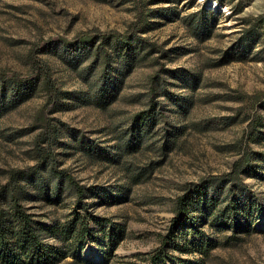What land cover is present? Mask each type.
Returning a JSON list of instances; mask_svg holds the SVG:
<instances>
[{"label": "rangeland", "instance_id": "obj_1", "mask_svg": "<svg viewBox=\"0 0 264 264\" xmlns=\"http://www.w3.org/2000/svg\"><path fill=\"white\" fill-rule=\"evenodd\" d=\"M132 35L145 48L126 71L112 61L109 42ZM89 37L92 63L77 55ZM104 57L111 87L97 100ZM0 75L36 81L31 97L11 106L3 99L0 188L15 171L35 172L39 151L85 188L86 205L76 209L70 184L48 170L30 185L20 181L19 203L45 241L66 253L57 264H264V177L254 173L236 177L254 200L241 233L201 221L172 229L176 199L188 188L226 176L244 158L264 173V0H0ZM151 105L157 123L134 151L117 150L120 132ZM174 131L169 149L162 142ZM87 144L115 159L89 154ZM75 211L88 221L89 238L51 237L48 229L68 227ZM193 239L208 242L203 254L169 243Z\"/></svg>", "mask_w": 264, "mask_h": 264}, {"label": "trees", "instance_id": "obj_2", "mask_svg": "<svg viewBox=\"0 0 264 264\" xmlns=\"http://www.w3.org/2000/svg\"><path fill=\"white\" fill-rule=\"evenodd\" d=\"M202 13L204 12L202 11ZM196 28L200 32L206 30L203 18L199 19ZM104 39L102 42L107 41L106 38ZM109 43H111L114 49L113 53L116 57L112 61H115L118 64L117 66H121L126 71H129L136 64L140 52L145 48L143 41L133 35L128 37H114ZM78 45L81 52L77 55L84 58L83 61H90L92 63V37L81 38ZM102 47L103 45H99L94 48L95 58L98 57V53ZM70 56L72 54H69ZM106 58L104 57L100 63L102 74L98 79L99 81L94 85L93 98L97 100L100 98L106 99L110 93L109 87H111V82L108 77L110 64ZM111 67L113 70L118 69L116 66ZM39 75L42 78L41 82L45 85L46 90H53L54 85L51 83L49 71L42 69ZM35 89L36 81L30 79L24 81L5 79L0 75V111L3 112L7 109V104L3 100L4 98L7 99L8 105L11 106L18 103L20 99L24 100L31 97ZM165 93L171 97V101L177 107L181 106L180 101L173 96L172 92L166 91ZM89 98L92 100V93L89 95ZM159 113L158 108H154L151 105L148 109L136 114L133 118L135 121L131 129H125L120 132L123 145L118 146L116 149L120 151L132 149L134 151L142 142L148 130L157 123ZM176 130H180V128H176ZM173 133L175 134L173 138H168L162 142L169 149H171L170 144L175 142L180 132L174 131ZM48 141L51 144V140ZM83 149L89 154L96 153L108 160L113 161L115 159L114 154H108L92 144L85 145ZM39 155L41 159L36 166L37 169L35 172L15 171L12 173L10 181L0 188V264H57L59 260L66 256L61 246L49 244L45 241L35 226L32 214L27 213L19 203L17 196L20 193L19 189L22 185L20 181H26L25 184L30 185L34 177L33 175L36 172L48 170L55 178L66 180L70 184L76 195V209L79 205L81 207L86 205L83 201L85 188L80 186L63 169H58L51 153L39 151ZM248 162L249 158H244L237 164V168L226 176L210 178L188 188L178 196L174 209L175 215L172 220V229L178 232L184 224H188V227L193 229L196 228V222L201 221V223L211 226L225 227L230 230L231 234L238 235L246 227L250 226L252 219L249 211L254 205V200L251 196H248L246 188L237 182L236 177L240 172L244 174L254 173L261 177H264V173H256L252 169L250 171ZM4 205L10 208V212L7 214ZM195 212L197 213V220L194 222L190 218ZM71 215L72 219L68 227L62 229L50 227L48 233L56 239H70L74 244L77 242L82 243L89 238L88 221L79 220L77 211ZM169 243L171 247H174L180 252L200 254H203L204 250L209 246L208 242L203 239H193L191 242H187L186 245H181L175 241ZM158 259L152 258V262L155 263Z\"/></svg>", "mask_w": 264, "mask_h": 264}]
</instances>
